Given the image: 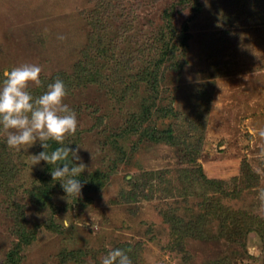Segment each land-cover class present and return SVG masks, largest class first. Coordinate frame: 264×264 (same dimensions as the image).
<instances>
[{
    "label": "rangeland",
    "instance_id": "obj_1",
    "mask_svg": "<svg viewBox=\"0 0 264 264\" xmlns=\"http://www.w3.org/2000/svg\"><path fill=\"white\" fill-rule=\"evenodd\" d=\"M23 63L64 82L86 182L0 127V264H264V0H0V81Z\"/></svg>",
    "mask_w": 264,
    "mask_h": 264
},
{
    "label": "clouds",
    "instance_id": "obj_2",
    "mask_svg": "<svg viewBox=\"0 0 264 264\" xmlns=\"http://www.w3.org/2000/svg\"><path fill=\"white\" fill-rule=\"evenodd\" d=\"M40 73V66L33 63H23L3 71L0 81V127L7 132L6 144L16 150L23 146L28 149L39 141L43 150L32 154V165L41 161L55 165L51 170L52 180L60 182L66 198H79L86 182L79 177L86 165L76 163L81 159V147L64 143L68 135L76 132L78 118L75 111L64 103L67 91L62 80L50 83L39 96L34 97L28 91L30 83L41 84ZM48 141H55L58 147L47 151ZM63 226L68 229L72 225L64 219ZM102 264H132V261L124 250L116 248L103 258Z\"/></svg>",
    "mask_w": 264,
    "mask_h": 264
},
{
    "label": "trees",
    "instance_id": "obj_3",
    "mask_svg": "<svg viewBox=\"0 0 264 264\" xmlns=\"http://www.w3.org/2000/svg\"><path fill=\"white\" fill-rule=\"evenodd\" d=\"M53 146V145H52ZM55 146V145H54ZM47 151H49L50 152V150L49 149H47ZM49 167L50 168H48L50 171L55 167V165H53V167L51 166V165H49ZM51 173V172H50ZM44 178H46V177H44Z\"/></svg>",
    "mask_w": 264,
    "mask_h": 264
}]
</instances>
